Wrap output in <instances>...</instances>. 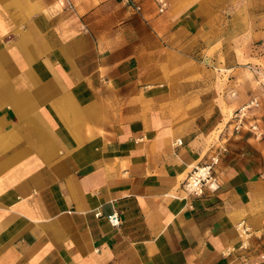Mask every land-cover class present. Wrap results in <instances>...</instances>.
Masks as SVG:
<instances>
[{
    "label": "crops",
    "instance_id": "crops-1",
    "mask_svg": "<svg viewBox=\"0 0 264 264\" xmlns=\"http://www.w3.org/2000/svg\"><path fill=\"white\" fill-rule=\"evenodd\" d=\"M68 1L0 0V264H264V139L232 120L264 0Z\"/></svg>",
    "mask_w": 264,
    "mask_h": 264
},
{
    "label": "built area",
    "instance_id": "built-area-1",
    "mask_svg": "<svg viewBox=\"0 0 264 264\" xmlns=\"http://www.w3.org/2000/svg\"><path fill=\"white\" fill-rule=\"evenodd\" d=\"M123 3L133 6L138 9L137 5L134 4L133 0H121ZM158 6V11L163 14L167 11L169 7V0H154ZM67 6L71 9V3L66 0ZM260 106L258 99L254 98L250 103L244 108L240 109L237 115H234L233 120H235L234 131L240 132L245 127L244 118L246 116V110L251 108H257ZM250 131L254 133L256 138H262L263 132L259 129L257 124L250 126ZM182 141L179 140L175 144L177 146L182 145ZM228 152L226 147H220L210 158L203 164L195 166L183 183V189L188 195L201 197L205 195L206 192H214L218 189V177L217 168L221 164L223 156ZM96 216L102 217L101 212H97ZM112 226L117 227L121 223V218L118 213L110 214L106 217ZM246 234V230L244 231ZM241 250H248V245L243 243L240 247ZM260 260L264 261V254L260 256ZM245 264H252L251 262H245Z\"/></svg>",
    "mask_w": 264,
    "mask_h": 264
},
{
    "label": "rangeland",
    "instance_id": "rangeland-1",
    "mask_svg": "<svg viewBox=\"0 0 264 264\" xmlns=\"http://www.w3.org/2000/svg\"><path fill=\"white\" fill-rule=\"evenodd\" d=\"M256 15L260 19V25L255 27V36L257 39L249 52L250 57L247 58V63H245V69L250 72V77L244 78L247 85L244 93L249 97L248 102L240 109L247 106L254 98L259 100V107L246 110L244 124L246 125V120L257 124L263 132V136L260 138L262 140L264 139V5L263 10L256 13ZM239 110L233 114V118L234 115L238 114Z\"/></svg>",
    "mask_w": 264,
    "mask_h": 264
}]
</instances>
